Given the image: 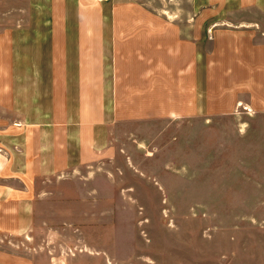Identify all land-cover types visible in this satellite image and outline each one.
<instances>
[{
  "label": "crops",
  "instance_id": "crops-1",
  "mask_svg": "<svg viewBox=\"0 0 264 264\" xmlns=\"http://www.w3.org/2000/svg\"><path fill=\"white\" fill-rule=\"evenodd\" d=\"M179 260L264 264V0H0V264Z\"/></svg>",
  "mask_w": 264,
  "mask_h": 264
},
{
  "label": "rangeland",
  "instance_id": "rangeland-1",
  "mask_svg": "<svg viewBox=\"0 0 264 264\" xmlns=\"http://www.w3.org/2000/svg\"><path fill=\"white\" fill-rule=\"evenodd\" d=\"M183 127H184V125H182L181 127H178V128L183 130ZM178 135L183 136V134H181L180 132H178ZM168 139H169V133L168 134L167 133L162 134V136L160 138L159 143L162 147V150L157 154L158 157L156 159L159 162L163 161L164 159H168L169 152H170ZM171 146H173V145H171ZM128 147H129V150L134 154V157L136 158V160L139 161L141 159L140 158L141 154H139L137 152L136 145L131 140L128 141ZM163 147H164V149H163ZM183 157H184V151H183V149H181L180 154L178 151V158L183 159ZM160 199L161 198H159L158 196H154V195L149 197V201L152 205L160 204ZM162 199H164V203L161 202V206H162V204L167 205L168 198L166 197V198H162ZM171 199H172V201H176V206L178 209L183 206V201H184L183 196L171 197ZM173 203H175V202H173ZM155 215H157V214H155ZM178 245H180L178 250L183 251V249H184L183 244H178ZM176 264H184V260H179V261H177Z\"/></svg>",
  "mask_w": 264,
  "mask_h": 264
},
{
  "label": "built area",
  "instance_id": "built-area-1",
  "mask_svg": "<svg viewBox=\"0 0 264 264\" xmlns=\"http://www.w3.org/2000/svg\"><path fill=\"white\" fill-rule=\"evenodd\" d=\"M98 2L108 1V0H97Z\"/></svg>",
  "mask_w": 264,
  "mask_h": 264
}]
</instances>
